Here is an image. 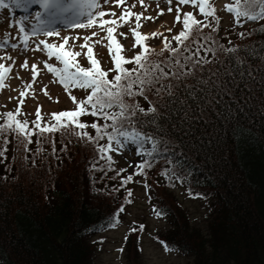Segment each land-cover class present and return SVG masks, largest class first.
<instances>
[{
  "label": "trees",
  "instance_id": "16d2710c",
  "mask_svg": "<svg viewBox=\"0 0 264 264\" xmlns=\"http://www.w3.org/2000/svg\"><path fill=\"white\" fill-rule=\"evenodd\" d=\"M261 27L264 19L237 32L231 27L222 29L219 24L217 32L211 33L218 44L238 47L255 81L238 91L235 98L225 96L222 105L205 112L202 118L182 123L175 131L169 129L174 137H179L177 143L182 140L188 146L181 151L173 145L177 152L173 159H179L190 169L183 182L170 184L161 175L168 167L164 159L154 163L145 176L133 178H143L144 184L150 186L148 203L152 209L167 210L160 218L168 227L155 233L154 238L167 242L181 256L191 257L193 264H264V32L260 31ZM209 31L205 29L204 34ZM241 32L245 33L243 38ZM167 55L165 52L163 57L153 55L151 59L159 62ZM230 55L217 50L223 67L231 66ZM208 58L214 59L211 55ZM214 66L223 70L215 59L213 65L205 67ZM245 79L250 80L247 76ZM151 99L163 104L167 97L162 94ZM136 100L143 107L148 106L142 98ZM80 119L85 123L88 119L90 123L97 121L91 115ZM91 134H95L93 129ZM31 140V144L21 143L15 135L8 136L7 144L0 140V150L6 149L0 156V264H92L97 242L89 243L90 237L113 227L110 221L131 200L127 193L133 192L136 181L122 187L121 179L127 175L123 172L117 176L118 169L113 165L114 170L107 171L96 146L75 136L58 131L46 134L43 140L33 135ZM77 148L83 149L80 156ZM97 160V167L105 171L92 170L91 165ZM179 185L205 202L208 211L203 228L191 224L174 195L173 189ZM123 213H119V220ZM139 225L146 230L144 224ZM140 233H128L129 264H140L136 245Z\"/></svg>",
  "mask_w": 264,
  "mask_h": 264
},
{
  "label": "snow or ice",
  "instance_id": "6c2138e0",
  "mask_svg": "<svg viewBox=\"0 0 264 264\" xmlns=\"http://www.w3.org/2000/svg\"><path fill=\"white\" fill-rule=\"evenodd\" d=\"M155 3L160 10L156 16H151L146 15L149 11L147 0H0V10L10 6L23 11L33 5L39 8L31 16L17 20L15 25L9 23V28L15 27V34L6 31L0 38V90L8 87L18 93V97H10L18 99L15 110L0 113V140L7 144L8 136L15 135L21 143L31 144L33 135H36L38 140H43L48 133L62 131L65 136H75L94 144L99 160L107 164V171L114 170L112 165L115 161L110 153L122 155L126 148L131 147L133 154L141 159L135 165L129 164L134 171L121 179L122 187L134 182V176H145L147 170L160 159H164L168 165L161 171V175L165 176L170 184L182 183L190 169H186L179 159H173L177 156L173 145L181 151L188 146L182 140L177 143L179 137H174L169 129L175 131L182 123L202 118L205 112L222 105L225 96L235 98L238 91L250 87L255 77L238 47L218 44L211 35L217 32L220 24L215 0H155ZM112 4L116 9H120L119 13L104 10L105 5ZM161 4L167 5L168 13L175 11L174 23L167 27L166 31L172 33L176 23L182 24L181 30L170 36L159 30L142 33L140 29L144 26L143 22H155L159 16L164 15L165 10L160 7ZM137 5L142 11H133ZM185 5L198 9L202 19H197L191 11L183 12ZM223 9L232 14L237 25L243 20L264 19V0H231V3L223 5ZM106 16L110 18L105 19ZM57 24L64 27L57 28ZM125 26L134 37L131 57L122 55L128 49L117 39H128V32L118 31ZM68 27L93 31L91 35L61 36V31ZM160 27L163 28L164 25ZM205 29L210 30L207 35L204 34ZM260 31L264 32V27H261ZM101 33L104 35H100ZM239 35L243 38L245 33L241 32ZM40 36L45 39H38L37 42L34 38ZM50 37H56L58 40L47 39ZM94 37L97 39L94 40ZM157 37H163L159 51L147 43ZM81 40L83 42L78 43ZM32 42L35 47L31 46ZM229 43L231 44V41ZM95 45L108 49L113 62L112 68L102 70L101 62L93 51ZM193 45L195 47H192ZM137 48L139 51H135ZM8 49L20 56H24L28 51L43 52L47 59H34L29 65V60L25 57L18 64L17 57L9 54ZM217 50L225 55L231 54L230 67H223L224 62L217 58ZM165 52L168 53L167 57L159 62L151 59L153 55L163 57ZM209 55L223 70L215 66L206 69V65L214 64V59H209ZM81 56L87 58L90 67L80 65L77 57ZM53 58L62 67L49 63ZM39 64L56 78L52 82L58 81L63 86L75 108L71 111L52 113L51 119L45 121L38 104L35 120H20L18 117L25 115L21 111L25 98L29 94L35 98L34 85L40 83L37 79L41 71ZM129 64L133 67H125ZM21 70H30L29 81H25L20 75ZM14 71L15 75L12 76ZM109 73H114L110 79ZM246 76L250 80L245 79ZM13 78L21 81L18 88H12L6 83ZM72 88L85 90L86 97L78 99L72 95ZM39 91L51 99L47 84H42ZM162 94L167 97L163 104L151 99L152 96L161 97ZM137 97L142 98L148 106L143 107L136 100ZM197 111L199 115H196ZM85 115H91L97 118V121L90 124L81 122L80 117ZM99 120H103V124L99 123ZM88 128L93 129L95 134H90L86 130ZM147 128L152 130L147 131ZM105 139L107 142L101 144L100 141ZM5 150H0V156L4 155ZM99 160L92 163L93 171H105L103 167H97ZM125 171L126 169L118 170L117 176ZM149 187L144 184L146 190ZM132 195L129 190L127 196ZM127 202L131 203V200ZM124 211V207L117 210L110 226L114 227L120 223L119 213ZM152 212L156 217L167 214L166 209L156 207ZM142 231L143 225L130 229V232ZM125 239L127 240V236ZM161 244L166 252L174 250L167 242ZM123 250L121 248L118 251ZM137 251L142 252V249L138 247Z\"/></svg>",
  "mask_w": 264,
  "mask_h": 264
},
{
  "label": "rangeland",
  "instance_id": "374dc122",
  "mask_svg": "<svg viewBox=\"0 0 264 264\" xmlns=\"http://www.w3.org/2000/svg\"><path fill=\"white\" fill-rule=\"evenodd\" d=\"M147 2L149 3V11L146 13V15L156 16L157 12L160 9H157L155 0H147ZM227 3H231V0H215V6L220 14V24L223 29H228L231 27L232 31L237 32L246 26L256 25L259 23L258 21L243 20L240 25H237L234 22L232 14L228 13L226 10L223 9V5ZM160 7L165 10L164 15L159 16L155 20V22H143L144 26L140 29L142 33H150L152 31L159 30L161 32H164V35L170 36L176 34V32L181 30L179 23H176L172 33H168L166 31L167 27L172 26L174 23L175 11H173L172 13H168L166 10L167 5L165 4H161ZM38 10L39 8L36 5H33L27 11H23L22 9H18L14 6H10V8L0 10V38L3 37L6 31L15 34V27L9 28V23L15 25V22L17 20L31 16L32 13ZM104 10H114L117 11V13H119L120 11V9L115 8L114 4L105 5ZM133 11L140 12L142 11V9L139 5H137V7L133 9ZM182 11H191L193 12V15L197 17V19H202V17L199 15L198 9H193L191 5L183 6ZM108 18L110 17H105V19ZM160 25H164V27L161 28ZM56 26L57 28L64 27L60 24H57ZM91 31H93V29H72L68 27L65 28V30L61 31V36L91 35ZM118 31L128 32V27L125 26L124 28L119 29ZM100 35H104V33H101ZM34 39L38 42V39H45V37L40 36ZM47 39L51 41L58 40V38L56 37H50ZM93 39L95 40L97 39V37H94ZM117 39L120 40L125 49H128V51L123 52L122 55H125L126 57H131L133 55L132 45L134 43V37H132L131 33L128 32V39L126 40L119 37H117ZM162 40L163 37H157L150 39L149 41H147V43L158 50L162 47ZM82 42V40L78 41V43ZM104 43L106 44L107 41H104ZM31 46L35 47V43L32 42ZM7 51L9 54L13 55L14 57H17L18 64L22 62L25 57H27V59L29 60V65L33 62L34 59H47L43 52L28 51L24 54V56H20L17 52H12L11 49H8ZM86 51L87 49L85 48L84 52ZM93 51L96 58L99 59L101 62L100 66L102 70L110 69L113 67L111 56L109 55L108 49L106 47H102L101 45H95ZM135 51H139V48L135 49ZM77 61L83 67H90L85 56L77 57ZM49 63H52L54 64V66L57 67H62V65H59L58 62L55 61V58L49 61ZM38 67L41 70L40 76H38L37 78L40 83L34 85V88L36 89L35 98H33L31 94H29L25 98V103L21 108L22 113H24L25 115H21L18 118L35 119V112L38 104L41 106V114L44 117L45 121L51 119L52 113L73 110L75 108V105L69 98V94L65 92L63 86L59 84L58 81L52 82L56 78L53 76L52 73H49L46 69H44L42 64H39ZM11 75L14 76L15 71ZM20 75L24 78L25 81H29L31 79L30 70H21ZM6 83L10 84L12 88H18L21 85V81L16 80L14 78L10 79L9 81H6ZM42 84L48 85V92L51 99H49L48 96H45L42 92L39 91ZM71 93L78 99H83L87 95V92L85 90L77 88H72ZM10 97H18V93L12 91L8 87H5L3 90H0V106H2L0 107V113L12 111L17 107L18 99H10ZM86 122L90 123V120L88 119V121ZM52 123H55V121H52ZM86 130L91 134V128H88ZM81 150L83 149L77 148V155L80 154ZM133 152L134 150L129 147L124 150L122 155L110 153V155L113 156V160L115 161L113 166L117 167L118 170L126 169V172H124L126 175L132 173L134 171V168L130 167L129 164L135 165L137 161L141 159L140 157L135 156ZM134 181L136 182L133 184L134 186L132 192L133 195L131 196V203H127V205L125 206V211L121 216L120 223L116 224L110 229L92 235L90 237L89 243L97 242V246H95L92 252V264H129L131 253L128 254L125 237H128V233L133 226L139 224H144L146 226V230L140 233L138 241L136 242L137 248L139 247L142 249V252L137 251L139 259L138 262L140 264H193L191 257L183 255L181 256L176 251L166 252L162 247L161 242L157 241L154 238L155 233H161L164 229L168 227V225L162 218L156 217L153 214L152 207L148 203V190L144 188L145 180L143 178H140L139 180L135 178ZM173 192L180 205L182 206L183 210L188 214L191 224L197 228H203L206 225V216L208 211L205 202L202 199L200 200L194 197L193 195H189L183 185L176 186L173 189ZM121 248L124 249L123 252L118 251Z\"/></svg>",
  "mask_w": 264,
  "mask_h": 264
}]
</instances>
